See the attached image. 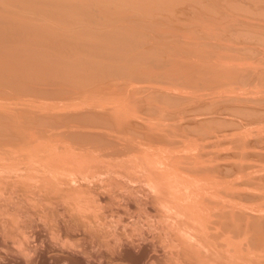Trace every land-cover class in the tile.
I'll list each match as a JSON object with an SVG mask.
<instances>
[{
  "label": "rangeland",
  "instance_id": "374dc122",
  "mask_svg": "<svg viewBox=\"0 0 264 264\" xmlns=\"http://www.w3.org/2000/svg\"><path fill=\"white\" fill-rule=\"evenodd\" d=\"M68 1L69 0H66L67 3L71 2V0L70 2ZM103 1L104 0L101 1L72 0L71 3L76 5V7L73 5V8L74 9L76 8L74 11H72L73 10L71 8L72 6L70 7L68 4H63L61 7H54L53 9L50 5H54L53 2L55 4H60L57 3V0L44 5L43 9L41 10H37V7L32 8L31 7L32 5L30 6L20 3H15V5L12 6H6V9H5V5H2V7L4 8L2 11H5V13L1 12L3 14L0 15H2L1 18L3 19L7 18V16L9 15L26 17L29 18L31 23H39L38 25L42 23L46 26V31L43 32H46V34H50V35L46 37L45 43L39 45L36 44L33 47L40 49V51H43V53H49L51 56L52 55L53 57L55 56L56 64L50 61L52 63V66L50 68H55L58 65L60 66L59 67L60 69L63 67L62 70L64 71L60 73L50 74L45 81H41V79L38 76L36 77L37 79L30 75L26 76L27 75L26 72H21L18 74L13 73L12 76H9L11 78L9 81L10 84L8 83L9 78L7 79V77H3V76L2 78H0V118H1L0 124L5 122V120L9 118L11 122L9 119L8 122L12 124L14 123L15 126L18 124L16 128L21 127L24 128V131L26 130V132L35 133V134H31L32 136L30 135L29 137H26L23 143L21 142L23 141V138L20 141L18 140L19 143L20 142L22 143L21 145L19 144V146L18 144H16L17 146H15L14 144V147L11 146L13 148H11L10 146L9 147L6 146L7 148L10 149H7L4 146L6 148L5 150L2 148L3 145L0 147V169L2 170L0 171V185H1L0 189H2V191H0V211H1L0 233L3 232L0 234V264H16V263L18 264L19 259H21L23 263L25 262L24 264H32V263L34 264V261L35 264H38L40 262V259L41 260L43 259L42 261H46L45 264H54L55 261L56 264L59 259L61 260L66 259L65 261H68L69 259L73 258L74 254H78V256L75 255L76 260L77 257L79 258V260L77 261L82 260L80 261L81 262L80 264H122V263L123 264H167V263L177 264L179 262H180L179 264L181 263L182 264H190V263L191 264H212V263L264 264L263 256L261 257V255H259L258 253L253 252L254 250L251 249V247L249 246L250 242L252 243L253 240H254L253 242L255 243H256V239H257V243L258 240L260 239H261L260 241H262L263 240L262 233H264L263 231L264 230L263 229L264 228V0H193V1L175 0V2L172 0H159V1L158 0H140V1L120 0L122 3L119 0L115 2L114 0L112 1L106 0L104 2ZM179 1L181 2L180 5L178 3ZM87 3L90 4L87 5ZM82 4H84L83 6L84 8H86V10L87 7H89L88 10L92 8L89 12L87 11L88 18L84 17V15H86L85 13L86 10L83 7H80L82 6ZM99 4L102 5V8L100 9H98L99 8L98 6H100ZM104 4L106 5L105 7ZM133 5L136 6V9L135 6ZM78 6L80 9H82L83 13H81V10L80 12L77 10ZM83 9L85 10V12ZM137 9H139L140 11L137 12ZM94 12H96V14ZM76 13L78 14L76 15ZM121 13L126 15L123 16V14ZM81 14L84 18H82ZM117 14L119 15L117 16ZM98 16L99 19L97 20L99 22H102L100 24H102L103 26L100 24L96 25L97 24L96 22L98 21L95 22L92 20V18L96 19L98 18ZM119 16L120 17L123 16L124 18L123 17L120 18ZM76 19L78 22L76 21ZM4 21L5 19L0 21V27L4 24ZM77 23L81 26V28ZM81 24L84 25L85 26L84 28L86 29L82 28L83 26ZM7 25H3V27H6ZM77 25L79 28H76ZM105 26L108 29H106ZM92 27L98 30L103 29V31H101L100 34L99 31H94ZM103 27H105L106 31L104 30ZM109 27L112 28V29L110 28L112 31L109 29ZM3 29L0 30V33L3 31ZM6 29L5 31H8ZM79 30L83 32L80 31L79 33ZM109 30L111 32H109ZM33 31L35 32L36 28H34ZM132 31H134L135 33L133 32L132 34ZM102 32L104 33L102 34ZM13 33L15 32L13 31ZM17 33L19 36H27V37L31 36L28 32L18 31ZM4 39L7 38H0V42L2 43ZM95 43H97V45H95ZM93 49H95V51L97 52H95ZM92 53H97V55L96 54L94 55L95 57L92 55L94 59L90 58L92 56L89 57L87 56L88 54H92ZM61 59L63 60L62 62L60 61ZM81 60H83L82 61L83 63L85 61V64L87 61V64L84 66V64L81 63ZM26 68L27 71H30L33 67L27 66ZM13 77L17 78V80L14 79ZM15 80L19 83L15 82ZM20 84H22V86ZM14 85L16 88L14 87ZM102 118L103 120L107 119L106 121L102 120L103 123L104 122L107 123L108 121L110 122L114 121V122L112 123L108 122L110 123V125L106 124L108 127L105 126L106 127L105 128L104 127L105 123L103 124L102 121L99 120ZM12 119H14V121L16 122L12 121ZM94 119L96 121L98 120L99 124H97L98 122L91 121ZM119 120H122L123 126L121 127H124V128H120L122 131H120V129L119 130L117 129L118 131H116L115 129V124L117 125L121 124V123L118 124ZM24 122L27 124H25ZM44 122H46V124ZM47 122H50L51 124L48 125ZM133 122H135L134 124L136 123L139 124L134 125ZM22 124L24 125V127L20 126ZM111 124H113L114 126ZM25 125H27L26 126L27 129H25L26 128ZM32 125L33 127H31ZM102 125L103 127H100ZM145 126L149 128L145 129L144 128ZM32 128L34 129L36 128V129L34 130ZM98 128H101L99 129L100 132L99 130H97ZM102 128L103 129L105 128L106 130L104 129V131H106L107 133H108L107 130H110V133L106 134L105 136L106 132H104ZM113 128L115 130H113ZM0 130L4 131L2 129ZM145 130L146 131L148 130L147 131L148 134L147 132H145ZM94 131H96L97 133ZM149 131L151 133V136H149L150 135ZM98 132L100 133V136L102 135V137L104 136L109 137V135L111 134V136L108 139L107 138L104 139L107 140L106 142H108L109 140V142L110 143L112 142L113 144L111 143L112 144L111 145L109 144V142L108 144L106 143L104 144L102 143L103 139L100 142V140L97 139V137L96 139L99 141H96L95 136L96 135L99 136ZM145 134L148 135L150 140L152 139V136L156 140L158 137L157 141L161 142L162 144L155 142V140L153 141V139L149 142L148 141L149 139L145 138L147 137ZM86 136H94V137H88V140L90 139V141L92 140V142H94L93 139H95V144H92V142L89 143L87 139H83ZM112 137L116 143H114L113 139H111L112 141L110 140V138ZM143 137L145 139H143ZM159 137H161V139ZM144 141L146 142L144 143ZM96 142L97 143L100 142L102 144L100 143L96 144ZM25 148L28 149L26 150ZM40 148L42 149L40 150ZM74 149H76L77 151ZM163 149H165L166 151L167 150L170 151L166 152L165 150L163 151ZM43 150L44 152H42ZM48 150H50V152ZM161 151H163L164 153ZM138 153H140V155ZM29 154L30 156H28ZM49 154H52V156ZM14 156L16 158H14ZM125 156L127 159L124 158ZM144 156H146V160ZM151 156L153 157V159L151 158ZM8 157L14 159H8ZM20 157H21V161H20ZM49 157H51L52 159ZM140 157H141V161H138L140 160L139 159ZM39 158L42 159L43 161L42 160L40 161ZM64 158L67 160H65ZM82 158L83 159L85 158L84 161ZM159 158L161 159L159 160ZM73 159L76 160L77 162L76 161L73 162ZM22 160L24 161L25 164L23 163ZM99 160L101 161V163ZM132 160H134V163ZM31 161H33L32 165H30L31 163H29ZM143 161L144 162L146 161L148 165L144 163L143 166L142 164ZM79 162L81 163V165H79L80 164ZM8 163L10 164L12 163V164L10 165ZM135 163L137 165L139 164L138 167ZM152 163L154 165H152ZM158 163L160 164L158 165ZM162 163L164 165H162ZM73 164L75 168L73 167ZM59 165L60 167H57ZM151 165L153 166V168ZM40 167L41 169H43V171L40 169ZM13 168L15 171H13ZM5 169H7L8 171ZM87 169L90 170V172H88ZM97 169H99V171ZM136 169L139 172L135 173ZM54 170H56V172ZM114 170H116L117 174L114 172ZM117 170L120 172H118ZM131 170L132 171L134 170L133 175ZM155 170H157V172ZM149 171H151V174ZM167 172L169 173L167 174ZM58 173L60 174L58 175ZM71 174H73L72 177ZM62 175L65 177V179ZM90 175L91 178L88 179ZM148 175H150L151 177H149ZM171 175L173 176L171 177ZM178 175L181 178L178 177ZM60 177L63 178L64 181L60 180ZM122 177L123 178L126 177V178L123 179ZM145 177L148 178V181L145 179ZM165 177L167 180L164 179ZM39 178L40 179L43 178L44 180L43 179L40 180ZM57 178H59V180ZM76 178L79 179L77 180ZM1 179L3 181H1ZM10 179L12 180V182L10 181ZM169 179H171L172 181ZM179 180L181 181L179 182ZM34 181L35 183L33 184ZM42 181L43 183H41ZM144 181H145V185H144ZM7 182H9V185ZM193 182L195 183L194 186H193ZM201 182L204 183L201 184ZM205 182L206 183L209 182L208 185ZM80 183L83 185H80ZM150 183L152 185H150ZM179 183L182 185H180ZM16 184L20 185L21 190L23 188L25 190L28 189V191H30V195L28 194L29 192L28 191L25 192L24 189L23 191L21 190L19 191L18 189L20 188L18 185L16 186ZM61 184L64 186L65 189ZM140 184H141V188H140ZM26 185H28L29 188ZM95 185H98L97 188ZM103 185L105 186L103 187ZM108 186L110 187V189ZM157 186H160L158 187L159 189L157 188ZM179 186L182 189V192L184 191V194L181 192ZM201 186L202 188L200 189ZM54 187L55 189H57V191L54 189ZM99 187H101L102 189H100ZM67 188L69 189L71 188V189L69 190ZM76 188L77 189L79 188V191L75 190ZM123 188L124 189L128 188L129 190L128 189H125L126 191L122 190ZM153 188L157 190V193L156 190H154ZM163 188L165 191L163 190ZM46 189L49 191L50 194ZM53 189L55 191H53ZM62 189L64 190L62 191ZM14 190L16 191L18 190L17 193ZM59 190L62 192L63 194L62 196ZM31 191L34 192L32 193ZM202 191L205 193H203ZM37 192L40 193L37 194ZM54 192H56L55 193L56 197L53 196ZM102 192L104 193V195L102 194ZM131 192H133L134 194ZM165 192H167V194ZM6 193H8L9 195ZM149 193L150 194L153 193V194L150 196ZM158 193H160V197L156 195ZM18 194H20V196ZM98 194L99 195L102 194V195L99 196ZM138 194L139 197H137ZM122 195L124 196L122 197ZM145 195L147 197H145ZM179 195H181L182 198ZM15 197L17 198L15 199ZM108 197L110 198L108 199ZM151 197L152 198L154 197L152 201H151L152 199ZM36 198L38 201L35 202ZM53 198L55 199L57 198L56 202ZM71 198L72 201H70ZM11 199L12 201L10 202ZM25 199H27L25 202L22 201ZM66 199L67 201H65ZM85 199L86 201H83ZM186 200H188L187 201L188 203L186 202ZM102 201L103 203H100ZM84 202L85 205H83ZM189 202L190 203L193 202L191 203L192 205L189 204ZM226 202L228 203L226 204ZM18 203H20L21 206ZM58 203H60V205ZM176 204H178L179 206H177ZM63 205L64 207H62ZM99 205L101 207H99ZM158 205L160 206L157 207ZM4 207L5 208L7 207L6 209L8 210H6ZM40 207L42 210L40 209ZM48 207L50 208L48 209ZM83 208L85 209L87 208L86 211ZM102 208H104V210ZM200 208L202 211L200 210ZM47 210L48 211L50 210L49 213ZM59 210L62 211L60 212ZM168 211L173 213L171 214ZM94 212L97 215L94 214ZM3 213L4 214L7 213L6 215H8L9 217L3 215ZM34 213L37 214L35 215ZM38 213L42 215H39ZM44 214L45 216H43ZM53 214H55V217ZM67 214L72 219H69L70 217H68ZM72 214L75 215V218L74 215ZM89 214L92 215L90 216ZM190 214H193V216L197 215L198 217L195 216L194 217V219L196 218L195 220L193 218L190 219V216L193 217ZM225 214L226 215L235 214L234 217L236 219L238 218L239 221L241 220L240 222L241 226L238 223V228L242 227L241 228L242 230L245 231L247 230L246 237L244 238L242 237L243 239L240 240V239L229 238V236L226 235V232L224 234L223 231H225L226 229H224L225 227H223L224 224L221 223L223 221L221 215H225ZM27 217L32 219L29 220V218ZM44 217L47 218L43 219ZM197 219L199 222L197 221ZM6 220H10V221L6 222ZM60 220H64V221H62L61 223ZM180 220L182 221L180 222ZM3 221L5 222V224ZM196 221L198 222L197 224H195ZM49 222L50 224H47ZM219 222L220 224H218ZM243 222L246 223V226H244L245 223ZM97 223H99L100 226ZM247 223L249 226H247ZM59 224H63V225H59ZM259 224L262 225L259 226ZM68 225L69 227H67ZM229 225L231 224H228V226ZM252 225L255 226V228L253 226V229L256 230L255 231L256 235L254 234V230L250 229L251 228L250 226ZM94 226H96V228ZM46 227H48L50 230L48 228L46 229ZM60 227L62 229L64 228L63 229L64 231ZM229 227L231 229V226ZM77 228L78 229L80 228L79 229L80 231H78ZM60 229L62 231L61 233L63 232L66 233L65 235L63 233L66 242L63 239V236H60L61 235L59 233ZM112 229L113 231H115L114 233ZM200 230H202L203 233ZM191 231L194 233L195 237L191 235L192 234ZM23 232L26 233L23 234ZM48 232L51 233L53 232L52 234H56L57 232V234L58 233L60 234V235L58 234L59 239L57 238V240L56 239L55 241L53 240L52 243L53 246L51 247H50L51 240L48 239L46 236L47 234H45ZM185 232L189 233L191 237L187 236V238L185 239L186 235H188ZM182 233H184L185 235H183ZM68 234L72 236L71 239L69 238V240L68 237L70 236H68ZM20 235H22L24 238L22 236L20 238ZM259 235L262 238H260ZM8 236H10L11 238H9ZM182 236H184V239ZM202 238L205 239L203 240ZM250 238L251 239L254 238V239L251 241ZM10 239L12 240L10 241ZM233 239L236 241H234ZM62 240L65 243H63ZM90 240L91 242H89ZM209 240H211L212 242ZM111 241L112 243H110ZM22 242L24 245L22 244ZM67 242L69 246L66 247ZM72 242H74V244H72ZM104 242L106 243L104 244ZM232 242L234 245L232 244ZM90 243L93 245H91ZM189 243L191 244L192 248L190 247ZM205 243L206 246H204ZM183 244L185 245L183 246ZM216 245H218L219 247ZM18 246L21 247L20 250ZM62 246L64 247V249H62ZM15 248H17L18 250H16ZM8 249L10 250L13 249L12 252L14 254H12L11 251ZM59 249L61 252L59 251ZM193 249L195 252L193 251ZM14 250L16 251L14 252ZM70 250H72V252ZM5 251H7L8 253H6ZM237 251H239V253ZM246 252L248 255L246 254ZM198 253H200V255H196ZM6 254L7 256H4ZM19 254L22 255V258L21 255ZM202 254H204L205 256L204 255L202 256ZM137 255L140 256V258L136 257ZM208 255L211 256L208 257ZM70 256L71 258H69ZM79 256L82 258L80 259ZM132 256L133 258H131ZM164 256L166 259L167 258L168 259L166 260ZM206 256L207 258H205ZM29 257L30 258L32 257V259L34 258L35 260L34 259L32 260ZM124 257L125 258L127 257V259H125ZM169 257L172 258L170 259ZM134 258L135 259L138 258L137 259L138 261L137 260L135 261ZM195 258L199 260L197 261L195 260ZM247 258L248 261H250V263L247 261ZM211 259L212 260L214 259L213 262ZM31 260L33 261L32 263ZM255 260L256 262H254ZM184 261L185 262L187 261V263H184ZM188 261L190 262L188 263ZM223 261H225L226 263L225 262L223 263Z\"/></svg>",
  "mask_w": 264,
  "mask_h": 264
},
{
  "label": "bare ground",
  "instance_id": "6f19581e",
  "mask_svg": "<svg viewBox=\"0 0 264 264\" xmlns=\"http://www.w3.org/2000/svg\"><path fill=\"white\" fill-rule=\"evenodd\" d=\"M53 1H56V0H0V6H1L0 14L5 13V11H2V10L4 9V8L2 7V5H5V9H6V6H12V5H15V3H20V4L30 5V6L32 5V6H31L32 8H33V7H37V10H41V9H43V6H44V5H46V4H48V3H51V2H53ZM74 1H75V0H74ZM76 1H78V0H76ZM85 1H86V0H85ZM88 1H89V0H88ZM92 1H93V0H92ZM94 1H95V0H94ZM98 1H99V0H98ZM100 1H101V0H100ZM104 1H106V0H104ZM104 1H103V2H104ZM111 1H112V0H111ZM115 1H117V0H114V2H115ZM119 1H120V0H119ZM121 1H124V0H121ZM121 1H120V2H121ZM126 1H128V0H126ZM129 1H130V0H129ZM131 1H133V0H131ZM139 1H140V0H139ZM158 1H159V0H158ZM172 1L175 2V0H172ZM172 1H171V2H172ZM192 1H193V0H192ZM68 2H70V0H69ZM71 2H72V0H71ZM71 2H70V3H67L66 0H57V3H60V4H55V3L53 2L54 5H50V6L54 9V7H61L63 4H68L70 7L72 6V7H71V8L73 9L72 11H74L76 8L74 9V8H73V5H74L75 7H76V5H75V4H72ZM135 2H137V1H135ZM154 2H155V1H154ZM74 3H76V2H74ZM96 3H97V2H96ZM121 3H122V2H121ZM121 3H120V4H121ZM123 3H124V2H123ZM125 3H126V2H125ZM127 3H128V2H127ZM129 3H130V2H129ZM178 3H179V5H180L181 2L179 1ZM70 4H72V5H70ZM76 4H78V3H76ZM89 4H90V3H89ZM89 4L87 3V5H89ZM132 4H133V3H132ZM141 4H142V3H141ZM158 4H159V3H158ZM83 5H84V4H82V6H80V7H83V8H84ZM87 5H86V6H87ZM91 5H92V4H91ZM99 5H100L101 7L98 6L99 8H98V7H97V8H98V9L102 8V5H101V4H99ZM124 5H125V4H124ZM139 5H140V4H139ZM156 5H157V4H156ZM69 6H68V7H69ZM86 6H85V7H86ZM105 6H106V5L104 4V7H105ZM127 6H128V5H127ZM133 6H135V5H133ZM94 7H95V6H94ZM111 7H112V6H111ZM125 7H126V6H125ZM138 7H139V6H138ZM157 7H158V6H157ZM23 8H24V7H23ZM88 8H89V7H87V10H86V8H84V9L86 10V12H85V10L83 9L84 12L86 13V15H84V17H87V11L89 12V11L92 9V8H91L90 10H88ZM97 8H96V9H97ZM107 8H108V7H107ZM131 8H132V6H131ZM164 8H165V7H164ZM103 9H104V8H103ZM113 9H114V8H113ZM135 9H136V6H135ZM162 9H163V8H162ZM165 9H166V8H165ZM77 10H78L79 12H80V10H81V13H83L82 9H80L79 6H78V9H77ZM77 10H76V11H77ZM94 10H95V9H94ZM55 11H56V10H55ZM76 11H75V12H76ZM99 11H100V10H99ZM120 11H121V10H120ZM122 11H123V9H122ZM138 11H140V10L137 9V12H138ZM159 11H160V10H159ZM1 12H3V13H1ZM75 12H74V13H75ZM92 12H93V11H92ZM114 12H115V11H114ZM124 12H125V10H124ZM141 12H142V11H141ZM162 12H163V11H162ZM37 13H38V12H37ZM45 13H46V12H45ZM60 13H62V12H60ZM85 13H84V14H85ZM94 13L96 14V12H94ZM102 13H103V10H102ZM166 13H167V11H166ZM169 13H170V12H169ZM39 14H40V13H39ZM39 14H38V15H39ZM77 14H78V13H76V15H77ZM97 14H98V13H97ZM121 14H123V13H121ZM121 14H120V15H121ZM131 14H132V13H131ZM40 15H41V14H40ZM61 15H62V14H61ZM99 15H100V14H99ZM118 15H119V14H117V16H118ZM125 15H126V14H125ZM125 15L123 14V16H125ZM137 15H138V14H137ZM137 15H136V16H137ZM63 16H64V15H63ZM81 16H82V14H81ZM95 16H97V15H95ZM115 16H116V15H115ZM117 16H116V17H117ZM123 16H121V17L119 16V17L122 18ZM127 16H128V15H127ZM1 17H2V15H0V19H1V20H4V19H5L3 25H7V24H8V25H7L6 27H3V25H2V26L0 27V30H2L3 28H5V29L7 28L6 30H8V31H5V29H3V31L0 33V38H7V39H4L2 43L0 42V74H1V75H0V78H2V76H3V77H7V79L9 78V79H8V83H9V81H10V79H11L9 76H12L13 73L18 74V73H21V72H26V73H27L26 76L30 75V76L35 77V78L38 76V77L41 79V81H45V80L48 78V76H49L50 74H52V73H60V72L64 71V70H62L63 67L60 69V68H59L60 66H58V65H57L55 68H50V67L52 66V63H55V56L53 57V55L51 56L49 53H43V51H40V49H37V48L33 47V46L36 45V44L39 45V44H43V43H45V41H46V37L50 35V34H46V32H43V31H46V26H45L44 24L41 23L40 25H38L39 23H31L30 20H29V18H26V17H18V16H12V15H9V16H7V18H4V19L1 18ZM84 17L82 16V18H84ZM90 17H91V16H90ZM101 17H102V16H101ZM129 17H130V16H129ZM133 17H134V16H133ZM80 18H81V17H80ZM87 18H88V17H87ZM93 18H94V15H93ZM93 18H92V20L96 22V21H98L97 19H99V16H98V18H96V19H93ZM102 18H103V17H102ZM123 18H124V17H123ZM130 18H131V17H130ZM144 18H145V16H144ZM59 19H60V18H59ZM77 19H78V18H77ZM77 19H76V21H77ZM103 19H104V18H103ZM103 19H102V20H103ZM125 19H126V18H125ZM1 20H0V21H1ZM80 20H81V19H80ZM84 20H85V19H84ZM102 20H100V21H102ZM105 20H106V19H105ZM109 20H110V19H109ZM120 20H121V19H120ZM122 20H123V19H122ZM86 21H87V19H86ZM106 21H107V20H106ZM129 21H130V20H129ZM77 22H78V21H77ZM79 22H81V21H79ZM98 22H99V21H98ZM98 22H96L97 24H96V23H95V24H96V25H99L100 23H102V22H99V23H98ZM107 22H108V21H107ZM122 22H123V21H122ZM127 22H128V21H127ZM132 22H133V21H132ZM134 22H135V21H134ZM6 23H7V24H6ZM86 23H87V22H86ZM109 23H110V22H109ZM144 23H145V22H144ZM1 24H2V23H1ZM77 24H78V23H77ZM107 24H108V23H107ZM78 25H79V24H78ZM78 25H77V27H76V26H75V27H76V28H79V27L81 28V26L79 25V27H78ZM81 25H82V24H81ZM100 25H102V24H100ZM134 25H135V24H134ZM82 26H83L82 28L85 27L84 25H82ZM86 26H87V25H86ZM88 26H89V25H88ZM102 26H103V25H102ZM109 26H110V25H109ZM127 26H128V25H127ZM2 27H3V28H2ZM93 27H94V26H93ZM93 27H92V28H93ZM99 27H100V26H99ZM99 27H97V28H99ZM105 27H106V26H105ZM105 27H103L104 30H105ZM124 27H126V26H124ZM34 28H36V31H35V32L33 31ZM87 28H88V27H87ZM89 28H90V27H89ZM101 28H102V27H101ZM110 28H111V27H109V29H110ZM10 29H11V30H10ZM13 29H15L17 32H18V31L28 32L31 36H29V37H27V36H19L18 33H17L15 30H13ZM17 29H18V30H17ZM70 29H72V28H70ZM73 29H74V28H73ZM84 29H86V28H84ZM93 29H94V28H93ZM106 29H108V28L106 27ZM111 29H112V28H111ZM111 29H110V30H111ZM128 29H130V28H128ZM12 30H13L15 33H13ZM110 30H109V32L112 31V30H111V31H110ZM80 31H81V30H79V33H80ZM94 31H99V33L101 34V31H103V29H101V30H100V29H99V30H98V29H94ZM105 31H106V30H105ZM81 32H83V31H81ZM109 32H108V33H109ZM133 32H134V31H132V34H133ZM2 33H3V34H2ZM99 33H98V34H99ZM103 33H104V32H102V34H103ZM113 33H114V32H113ZM130 33H131V32H130ZM134 33H135V32H134ZM136 33H137V32H136ZM98 34H97V35H98ZM100 34H99V35H100ZM86 35H87V34H86ZM105 35H106V33H105ZM105 35H104V36H105ZM115 35H116V34H115ZM100 36H101V35H100ZM100 36H99V37H100ZM108 36H109V35H108ZM102 37H103V36H102ZM23 39H24V40H23ZM106 39H107V38H106ZM106 39H105V41H106ZM75 40H76V38H75ZM107 40H108V39H107ZM142 40H143V39H142ZM60 42H61V41H60ZM107 42H108V41H107ZM118 42H119V41H118ZM119 43H120V42H119ZM95 45H97V43H95ZM29 46H32V47H29ZM95 49H97V48H95ZM95 49H93V50L95 51ZM73 50H74V49H73ZM35 51H36V52H35ZM84 51H85V50H84ZM94 51H93V52H94ZM76 52H77V51H76ZM95 52H97V51H95ZM42 53H43V54H42ZM95 54L97 55V53H92V54H88V55L86 54V55L89 57V56H92V55L94 56ZM93 56L90 57V58L94 59ZM80 57H81V56H80ZM94 57H95V56H94ZM78 58H79V56H78ZM78 58H77V59H78ZM81 58H82V57H81ZM81 58H80V59H81ZM92 59H91V61H92ZM73 60H75V59H73ZM50 61H52V63H51ZM60 61L62 62L63 60L61 59ZM82 61H83V60H81V63H83ZM31 63H32V64H31ZM69 63H70V62H69ZM81 63H80V64H81ZM55 64H56V63H55ZM70 64H71V63H70ZM72 64H74V63H72ZM83 64H84V66H85V65L87 64V61H86V64H85V61H84ZM88 64H89V63H88ZM27 66H32L33 68H32L30 71H27V70H26V69H27V68H26ZM69 66H70V65H69ZM229 69H230V68H229ZM69 71H70V70H69ZM223 73H224V72H223ZM236 73H237V72H236ZM72 75H73V74H72ZM230 75H231V74H230ZM14 76H15V75H14ZM261 76H262V75H261ZM233 77H234V76H233ZM13 78H14V77H13ZM35 78H34V79H35ZM14 79L17 80V78H14ZM28 79H29V78H28ZM36 79H37V78H36ZM16 80H15V82H17ZM30 80H31V79H30ZM11 81H12V80H11ZM36 81H37V80H36ZM17 83H19V82H17ZM32 83H33V80H32ZM9 84H10V83H9ZM216 84H217V83H216ZM11 85H12V84H11ZM20 85L22 86V84H20ZM21 86H20V87H21ZM239 86H240V85H239ZM243 86H244V85H243ZM252 86H253V85H252ZM14 87H15V85H14ZM221 87H222V86H221ZM241 87H242V86H241ZM15 88H16V87H15ZM247 88H248V87H247ZM18 89H19V88H18ZM22 89H23V88H22ZM19 90H20V89H19ZM37 90H38V89H37ZM22 91H23V90H22ZM40 91H41V90H40ZM49 91H50V90H49ZM50 92H51V91H50ZM21 93H22V92H21ZM45 93H46V92H45ZM47 93H48V91H47ZM23 94H24V92H23ZM26 94H27V93H26ZM28 95H29V94H28ZM45 99H47V98H45ZM222 99H223V98H222ZM41 102H42V101H41ZM30 104H31V103H30ZM205 105H206V104H205ZM29 106H30V105H29ZM211 108H212V107H211ZM235 108H236V107H235ZM208 110H209V109H208ZM209 111H210V110H209ZM238 112H239V111H238ZM234 116H235V115H234ZM38 117H39V116H38ZM7 118H8V116H7ZM0 119H1V118H0ZM8 119H9V118H8ZM8 119L5 120L6 125H5V122H3L2 124H0V129L4 130V131H1V130H0V147L3 145L2 148H3L4 150L7 148L6 146H8V147H9V146H10V147L13 146V147H14V144H15V146H17L16 144H18V146H19V144L21 145V144L25 141V138H26V137H29L31 134H35V133H33V132H32V133H31V132H26V130L24 131V128H21V127L16 128V126H17L18 124L15 126V124L13 123V124H14V125H13L12 123H10V122H11L10 119H9L10 122H8V121H9ZM104 119H105V118H104ZM99 120L102 121L103 118H102V119H99ZM106 120H107V119H106ZM106 120H103V121H106ZM210 120H211V119H210ZM12 121H14V119H12ZM91 121L98 122L97 124H99V121H98V120L96 121V120L94 119V120H91ZM103 121H102V123H103ZM211 121H212V120H211ZM14 122H16V121H14ZM17 122H18V120H17ZM20 122H21V121H20ZM108 122H110V121H108ZM108 122H107V123L104 122L105 124L103 123V124H104V127H105V126L108 127L107 125H110V123H112V122H114V121H112V122H110V123H108ZM115 122H116V121H115ZM24 123H25V122H24ZM44 123L46 124V122H44ZM100 123H101V122H100ZM102 123H101V124H102ZM120 123H121V124H120ZM124 123H125V122H124ZM134 123H135V122H133V124H134ZM3 124H4V125H3ZM25 124H27V123H25ZM47 124L50 125L51 123H50V122H47ZM95 124H96V123H95ZM97 124H96V125H97ZM106 124H107V125H106ZM118 124H120V125L115 124V129H116V131H118L120 128H124V127H121V126H123V124H122V120H119ZM129 124H130V123H129ZM136 124H139V123H136ZM136 124H134V125H136ZM88 125H90V124H88ZM91 125H94V124H91ZM111 125H113V124H111ZM124 125H125V124H124ZM20 126L24 127L23 124L20 125ZM26 126H27V125H25V127H26ZM28 126H29V125H28ZM97 126H98V125H97ZM113 126H114V125H113ZM119 126H120V127H119ZM139 126H141V125H139ZM142 126H143V125H142ZM230 126H231V125H230ZM250 126H251V125H250ZM31 127H33V125H32ZM90 127H91V126H90ZM100 127H103V125L100 126ZM106 127H105V128H106ZM111 127H112V126H111ZM111 127H110V128H111ZM237 127H238V126H237ZM88 128H89V127H88ZM96 128H97V127H96ZM105 128H104V129H105ZM144 128L146 129L147 127L145 126ZM148 128H149V127H148ZM148 128H147V129H148ZM25 129H27V127H26ZM32 129H34V128H32ZM32 129H31V130H32ZM35 129H36V128H35ZM35 129H34V130H35ZM75 129H76V127H75ZM99 129H101V128H98L97 130H99ZM102 129H103V128H102ZM104 129H103V131H104ZM107 129H108V128H107ZM115 129L113 128V130H115ZM117 129H118V130H117ZM80 130H81V129H80ZM89 130H90V129H89ZM91 130H92V129H91ZM95 130H96V129H95ZM105 130H106V129H105ZM28 131H29V129H28ZM32 131H33V130H32ZM86 131H87V130H86ZM107 131H108V133H107L106 131H104V132H106V133H105V136H106V134H109V133H110V130H107ZM120 131H122V130L120 129ZM123 131H124V129H123ZM147 131H148V130H147ZM147 131L145 130V132H147ZM35 132H36V131H35ZM39 132H40V131H39ZM52 132H53V131H52ZM88 132H89V131H88ZM94 132H96V131H94ZM99 132H100V130H99ZM99 132H98L99 136L96 135V136H95V139H96V137H97V139H99L100 142H101V140L103 139V140H102V143H104V144H105V143L108 144L109 140H108V142H106L107 140L104 139V138H107V139H108V138L111 136V134L109 135V137H105L104 134H103L104 137H102V135L100 136V133H99ZM111 132H112V131H111ZM153 132H154V131H153ZM153 132H152V133H153ZM92 133H93V132H92ZM96 133H97V132H96ZM119 133H121V132H119ZM149 133H150V131H149ZM88 134H89V133H88ZM101 134H102V133H101ZM147 134H148V132H147ZM157 134H158V133H157ZM222 134H223V133H222ZM46 135H47V134H46ZM92 135H93V134H92ZM145 135H146V134H145ZM159 135H160V134H159ZM161 135H162V134H161ZM31 136H32V135H31ZM107 136H108V135H107ZM112 136H113V135H112ZM118 136H120V135H118ZM122 136H123V135H122ZM138 136H139V135H138ZM146 136L148 137V135H146ZM149 136H151V133H150ZM162 136H163V135H162ZM46 137H47V136H46ZM60 137H61V136H60ZM88 137H94V136H86V137L83 138V139H87V140H88ZM99 137H100V138H99ZM101 137H102V138H101ZM147 137H145V138H146V139H149V137H148V138H147ZM164 137H165V136H164ZM22 138H23V141H21L22 143H21V142L19 143V141H20ZM69 138H70V137H69ZM114 138H115V137H114ZM145 138L143 137V139H145ZM159 138L161 139V137H159ZM33 139H34V138H33ZM50 139H51V138H50ZM58 139H59V138H58ZM83 139H82V140H83ZM95 139H93L94 142H92V140L90 141V139H89L88 141H89V143L92 142V144H95ZM97 139H96V141H99V140H97ZM111 139H113V137L110 138V140H111ZM152 139H153V141L155 140V142H157V143H161V142H158V141H157V140H158V137H157V140H156V139H154L153 136H152ZM152 139H151V140H152ZM162 139H163V137H162ZM207 139H208V138H207ZM18 140H19V141H18ZM44 140H45V139H44ZM74 140H75V139H74ZM113 140H114V139H113ZM130 140H131V139H130ZM151 140L149 139L148 141L150 142ZM17 141H18V142H17ZM28 141H29V140H28ZM84 141H86V140H84ZM88 141H87V143H88ZM111 141H112V140H111ZM116 141H117V140H116ZM131 141H132V140H131ZM131 141H130V142H131ZM135 141H136V140H135ZM138 141H139V140H138ZM153 141H152V142H153ZM162 141H163V140H162ZM188 141H189V140H188ZM49 142H50V141H49ZM53 142H54V141H53ZM59 142H60V141H59ZM63 142H64V141H63ZM63 142H61V143H63ZM100 142H99V143H100ZM133 142H134V141H133ZM141 142H142V141H141ZM145 142H146V141H144V143H145ZM175 142H176V141H175ZM41 143H42V142H41ZM45 143H46V142H45ZM69 143H70V142H69ZM76 143H77V142H76ZM99 143L96 142V144H99ZM102 143H100V144H102ZM111 143H112V142H111ZM111 143L109 142V144H111ZM114 143H116L115 140H114ZM163 143H164V142H163ZM48 144H50V143H48ZM51 144H52V143H51ZM53 144H54V143H53ZM80 144H81V143H80ZM104 144H103V146H104ZM112 144H113V143H112ZM112 144H111V145H112ZM161 144H162V143H161ZM175 144H177V143H175ZM235 144H236V143H235ZM27 145H28V143H27ZM73 145H74V144H73ZM111 145H110V146H111ZM115 145H116V144H115ZM133 145H134V144H133ZM229 145H230V144H229ZM232 145H233V143H232ZM4 146H5L6 148H5ZM32 146H33V145H32ZM35 146H37V145H35ZM90 146H91V145H90ZM98 146H99V145H98ZM106 146H109V145H106ZM113 146H114V145H113ZM172 146H173V145H172ZM13 147H11V148H13ZM20 147H21V146H20ZM84 147H85V146H84ZM126 147H127V146H126ZM141 147H142V146H141ZM147 147H149V146H147ZM21 148H22V147H21ZM37 148H38V147H37ZM79 148H80V147H79ZM116 148H117V147H116ZM120 148H121V146H120ZM7 149H10V148H7ZM25 149H26V148H25ZM27 149H28V148H27ZM27 149H26V150H27ZM41 149H42V148H40V150H41ZM62 149H64V148H62ZM165 149H166V148H165ZM165 149H163V151H164ZM237 149H239V148H237ZM1 150H2V149H1ZM13 150H14V149H13ZM36 150H37V149H36ZM38 150H39V149H38ZM65 150H66V149H65ZM74 150H76V149H74ZM147 150H150V149H147ZM152 150H153V149H152ZM156 150H157V149H156ZM156 150H155V151H156ZM159 150H161V149H159ZM21 151H22V150H21ZM48 151L50 152V150H48ZM51 151H52V150H51ZM56 151H57V150H56ZM61 151H63V150H61ZM61 151H60V152H61ZM76 151H77V150H76ZM78 151H80V150H78ZM128 151H129V150H128ZM153 151H154V150H153ZM153 151H151V152H153ZM163 151H161V152H163ZM165 151H166V150H165ZM167 151H170V150H167ZM167 151H166V152H167ZM233 151H234V150H233ZM42 152H44V150H43ZM58 152H59V150H58ZM83 152H84V151H83ZM143 152H144V151H143ZM184 152H185V151H184ZM2 153H3V152H2ZM6 153H7V151H6ZM66 153H68V152H66ZM69 153H70V152H69ZM84 153H85V152H84ZM88 153H89V152H88ZM122 153H123V152H122ZM134 153H135V152H134ZM145 153H146V152H145ZM148 153H149V152H148ZM156 153H157V152H156ZM163 153H164V152H163ZM163 153H162V154H163ZM177 153H178V152H177ZM238 153H239V152H238ZM3 154H4V153H3ZM16 154H17V153H16ZM26 154H27V153H26ZM30 154H31V153H30ZM30 154H29L28 156H30ZM46 154H47V153H46ZM76 154H77V153H76ZM119 154H120V153H119ZM136 154H137V153H136ZM138 154L140 155V153H138ZM141 154H142V153H141ZM180 154H181V153H180ZM1 155H2V154H1ZM19 155H20V154H19ZM33 155H34V154H33ZM49 155L52 156V154H49ZM56 155H57V154H56ZM60 155H61V154H60ZM63 155H64V153H63ZM78 155H80V154H78ZM83 155H84V154H83ZM85 155H86V154H85ZM88 155H89V154H88ZM94 155H95V154H94ZM132 155H133V154H132ZM142 155H143V154H142ZM146 155H147V154H146ZM152 155H153V154H152ZM234 155H235V154H234ZM3 156H4V155H3ZM10 156H11V155H10ZM26 156H27V155H26ZM31 156H32V155H31ZM35 156H36V155H35ZM57 156H58V155H57ZM61 156H62V155H61ZM75 156H76V155H75ZM96 156H97V155H96ZM160 156H162V155H160ZM165 156H166V155H165ZM165 156H163V157H165ZM6 157H7V154H6ZM6 157H5V158H6ZM79 157H80V156H79ZM85 157H86V156H85ZM127 157H129V156H127ZM132 157H133V156H132ZM138 157H139V156H138ZM144 157H145V160H146V156H144ZM147 157H148V156H147ZM149 157H150V156H149ZM158 157H159V155H158ZM166 157H167V156H166ZM5 158H4V159H5ZM14 158H16V157L14 156ZM14 158H9V157H8V159H14ZM17 158H18V156H17ZM26 158H27V157H26ZM29 158H30V157H29ZM37 158H38V157H37ZM49 158H51V157H49ZM56 158H57V157H56ZM65 158H66V156H65ZM65 158H64V159H65ZM77 158H78V157H77ZM108 158H109V157H108ZM124 158L127 159L126 156H125ZM134 158H136V157H134ZM151 158L153 159L152 156H151ZM167 158H168V157H167ZM178 158H179V156H178ZM247 158H248V157H247ZM4 159H3V160H4ZM8 159H7V160H8ZM24 159H25V158H24ZM30 159H31V158H30ZM39 159H40V158H39ZM43 159H45V158H43ZM51 159H52V158H51ZM51 159H50V160H51ZM68 159H69V158H68ZM74 159H75V157H74ZM74 159H73V162L76 161V160H74ZM82 159H83V158H82ZM84 159H85V158H84ZM84 159H83V161H84ZM122 159H123V158H122ZM139 159H140V160H138V161H141V157H140ZM149 159H150V158H149ZM154 159H155V158H154ZM157 159H158V158H157ZM160 159H161V158H159V160H160ZM240 159H241V158H240ZM5 160H6V159H5ZM17 160H18V159H17ZM27 160H28V159H27ZM41 160H42V159H40V161H41ZM56 160H57V159H56ZM65 160H67V159H65ZM113 160H114V159H113ZM116 160H117V159H116ZM142 160H143V158H142ZM159 160H158V161H159ZM13 161H14V160H13ZM20 161H21V157H20ZM22 161H23V160H22ZM28 161H29V160H28ZM28 161H27V163H28ZM38 161H39V160H38ZM38 161H37V162H38ZM42 161H43V160H42ZM59 161H60V160H59ZM69 161H70V160H69ZM99 161H100V160H99ZM119 161H120V160H119ZM127 161H128V160H127ZM132 161H133V163H134V160H132ZM149 161H150V160H149ZM149 161H148V163H149ZM152 161H153V160H152ZM152 161H151V162H152ZM163 161H164V160H163ZM163 161H162V162H163ZM167 161H168V159H167ZM167 161H166V162H167ZM254 161H255V160H254ZM8 162H9V161H8ZM11 162H12V161H11ZM47 162H48V161H47ZM47 162H45V163H47ZM51 162H52V161H51ZM56 162H57V161H56ZM56 162H55V163H56ZM71 162H72V161H71ZM76 162H77V161H76ZM81 162H82V161H81ZM87 162H88V161H87ZM110 162H111V161H110ZM112 162H113V161H112ZM1 163H2V162H1ZM15 163H17V162H15ZM15 163H14V165H15ZM23 163H24V161H23ZM29 163H31L30 165H32L33 161H31V162H29ZM34 163H35V162H34ZM59 163H60V162H59ZM79 163H80V162H79ZM98 163H99V162H98ZM100 163H101V161H100ZM105 163H107V162H105ZM114 163H115V162H114ZM118 163H119V162H118ZM133 163H132V164H133ZM140 163H141V162H140ZM144 163H146V161H145V162L143 161V163H142L143 166H144ZM164 163H165V162H164ZM3 164H4V163H3ZM3 164H2V165H3ZM6 164H7V163H6ZM8 164H10V163H8ZM11 164H12V163H11ZM11 164H10V165H11ZM24 164H25V163H24ZM42 164H43V163H42ZM42 164H41V165H42ZM77 164H78V163H77ZM83 164H84V163H83ZM88 164H89V163H88ZM94 164H95V163H94ZM115 164H116V163H115ZM129 164H131V163H129ZM135 164H136V163H135ZM159 164H160V163H158V165H159ZM33 165H34V164H33ZM64 165H65V164H64ZM79 165H81V163H80ZM136 165H137V164H136ZM138 165H139V164H138ZM138 165H137V167H138ZM146 165H148V164L146 163ZM149 165H150V164H149ZM152 165H154V164L152 163ZM152 165H151V166H152ZM162 165H164V164L162 163ZM165 165H166V164H165ZM168 165H169V164H168ZM171 165H172V164H171ZM181 165H182V164H181ZM235 165H236V164H235ZM7 166H8V165H7ZM35 166H36V165H35ZM45 166H46V165H45ZM47 166H49V165H47ZM55 166H56V165H55ZM75 166H77V165H75ZM113 166H114V165H113ZM118 166H119V165H118ZM118 166H117V167H118ZM121 166H122V165H121ZM126 166H128V165H126ZM1 167H2V166H1ZM12 167H13V166H12ZM27 167H28V166H27ZM38 167H39V165H38ZM38 167H37V168H38ZM57 167H60V165L57 166ZM57 167H55V168H57ZM62 167H63V166H62ZM73 167H74V164H73ZM82 167H83V166H82ZM92 167H93V166H92ZM101 167H102V166H101ZM111 167H112V166H111ZM122 167H123V166H122ZM132 167H133V166H132ZM140 167H141V166H140ZM156 167H157V165H156ZM182 167H183V166H182ZM227 167H228V166H227ZM6 168H7V167H6ZM14 168H15V167H14ZM14 168H13V171H15ZM34 168H35V167H34ZM48 168H49V167H48ZM55 168H54V169H55ZM67 168H69V167H67ZM70 168H71V167H70ZM74 168H75V167H74ZM79 168H81V167H79ZM85 168H86V167H85ZM99 168H100V167H99ZM106 168H107V167H106ZM108 168H109V167H108ZM113 168H114V167H113ZM113 168H112V169H113ZM128 168H129V167H128ZM128 168H127V169H128ZM135 168H136V167H135ZM148 168H150V167H148ZM152 168H153V166H152ZM160 168H161V167H160ZM169 168H171V167H169ZM187 168H188V167H187ZM223 168H224V167H223ZM8 169H9V168H8ZM26 169H27V168H26ZM31 169H32V168H31ZM40 169H41V167H40ZM51 169H53V168H51ZM72 169H73V168H72ZM90 169H91V167H90ZM102 169H103V168H102ZM104 169H105V168H104ZM110 169H111V168H110ZM115 169H116V168H115ZM118 169H119V168H118ZM139 169H140V168H139ZM166 169H167V168H166ZM185 169H186V168H185ZM3 170H4V168H3ZM5 170H7V169H5ZM41 170L43 171V169H41ZM58 170H59V169H58ZM58 170H57V171H58ZM61 170H62V169H61ZM68 170H69V169H68ZM77 170H78V169H77ZM87 170H88V169H87ZM87 170H86V172H87ZM95 170H96V169H95ZM97 170L99 171V169H97ZM108 170H109V169H108ZM123 170H124V169H123ZM140 170H141V169H140ZM148 170H150V169H148ZM148 170H147V171H148ZM159 170H160V169H159ZM0 171H2V170L0 169ZM7 171H8V170H7ZM17 171H18V170H17ZM29 171H30V170H29ZM37 171H38V170H37ZM45 171H46V170H45ZM54 171L56 172V170H54ZM93 171H94V170H93ZM100 171H101V170H100ZM111 171H112V170H111ZM117 171H118V170H117ZM124 171H125V170H124ZM131 171H132V170H131ZM133 171H134V170H133ZM133 171H132V175L134 174ZM152 171H154V170H152ZM155 171L157 172V170H155ZM170 171H171V170H170ZM19 172H20V171H19ZM32 172H33V171H32ZM32 172H29V173H32ZM34 172H35V171H34ZM49 172H50V171H49ZM59 172H60V171H59ZM62 172H63V171H62ZM62 172H61V173H62ZM66 172H67V171H66ZM66 172H65V175H66ZM88 172H90V170H88ZM105 172H106V171H105ZM108 172H109V171H108ZM114 172L116 173V170H114ZM118 172H120V171H118ZM125 172H126V171H125ZM125 172H124V173H125ZM128 172H129V171H128ZM137 172H139V171L136 169V172H135V173H137ZM140 172H141V171H140ZM149 172H150V174H151V171H149ZM156 172H155V174H156ZM182 172H183V171H182ZM211 172H212V171H211ZM3 173H4V172H3ZM3 173H2V174H3ZM14 173H15V172H14ZM17 173H18V172H17ZM23 173H24V172H23ZM63 173H64V172H63ZM70 173H71V172H70ZM83 173H84V172H83ZM92 173H93V172H92ZM92 173H91V174H92ZM153 173H154V172H153ZM168 173H169V172H167V174H168ZM172 173H173V172H172ZM172 173H171V174H172ZM180 173H181V172H180ZM19 174H20V173H19ZM26 174H27V173H26ZM35 174H37V173H35ZM56 174H57V173H56ZM59 174H60V173H58V175H59ZM84 174H85V173H84ZM109 174H110V173H109ZM111 174H112V173H111ZM113 174H114V173H113ZM116 174H117V173H116ZM121 174H122V173H121ZM127 174H128V173H127ZM155 174H154V175H155ZM161 174H162V173H161ZM173 174H174V173H173ZM14 175H15V174H14ZM17 175H18V174H17ZM20 175H21V174H20ZM43 175H46V174H43ZM47 175H48V174H47ZM63 175H64V174H63ZM63 175H62V176H63ZM65 175H64V176H65ZM68 175H69V174H68ZM92 175H93V174H92ZM96 175H97V174H96ZM119 175H120V173H119ZM176 175H177V174H176ZM182 175H183V174H182ZM184 175H185V174H184ZM186 175H187V174H186ZM196 175H197V174H196ZM2 176H3V175H2ZM11 176H12V175H11ZM11 176H10V177H11ZM18 176H19V175H18ZM26 176H27V175H26ZM31 176H32V175H31ZM34 176H35V175H34ZM48 176H49V175H48ZM53 176H54V175H53ZM62 176H61V177H62ZM64 176H63V177H64ZM72 176H73V174H71V177H72ZM94 176H95V175H94ZM94 176H93V177H94ZM112 176H113V175H112ZM112 176H110V177H112ZM130 176H131V175H130ZM130 176H129V177H130ZM135 176H136V175H135ZM148 176L151 177L150 175H148ZM157 176H158V175H157ZM162 176H163V175H162ZM164 176H165V175H164ZM172 176H173V175H171V177H172ZM180 176H181V174H180ZM180 176L178 175V177H180ZM193 176H194V175H193ZM4 177H5V176H4ZM7 177H8V176H7ZM19 177H20V176H19ZM23 177H25V176H23ZM44 177H46V176H44ZM61 177H60V180H63V178H61ZM95 177H96V176H95ZM114 177H115V176H114ZM114 177H113V178H114ZM153 177H154V176H153ZM166 177H168V176H166ZM166 177H165L164 179H166ZM178 177H177V178H178ZM183 177H184V176H183ZM1 178H2V177H1ZM11 178H12V177H11ZM21 178H22V177H21ZM66 178H67V177H66ZM89 178H91V175H90V177H88V179H89ZM106 178H107V176H106ZM122 178H123V177H122ZM124 178H126V177H124ZM124 178H123V179H124ZM132 178H133V176H132ZM140 178H141V177H140ZM180 178H181V177H180ZM184 178H185V177H184ZM191 178H192V177H191ZM191 178H190V179H191ZM220 178H221V177H220ZM3 179H4V178H3ZM15 179H16V178H15ZM26 179H27V178H26ZM30 179H32V178H30ZM39 179H40V178H39ZM41 179H43V178H41ZM41 179H40V180H41ZM57 179L59 180V178H57ZM57 179H56V180H57ZM64 179H65V177H64ZM76 179H77V178H76ZM78 179H79V178H78ZM78 179H77V180H78ZM104 179H105V178H104ZM110 179H111V178H110ZM114 179H115V178H114ZM130 179H131V178H130ZM130 179H129V180H130ZM137 179H138V178H137ZM137 179H136V180H137ZM145 179L148 181V178H147V177H145ZM149 179H150V178H149ZM160 179H161V178H160ZM162 179H163V178H162ZM24 180H25V179H24ZM34 180H35V179H34ZM43 180H44V179H43ZM58 180H57V181H58ZM68 180H69V179H68ZM68 180H67V181H68ZM70 180H71V179H70ZM90 180H92V179H90ZM105 180H106V179H105ZM108 180H109V179H108ZM126 180H127V179H126ZM166 180H167V179H166ZM169 180H171V179H169ZM175 180H176V179H175ZM181 180H182V179H181ZM181 180H179V182H180ZM1 181H3V180L1 179ZM5 181H6V180H5ZM10 181L12 182L11 179H10ZM15 181H16V180H15ZM17 181H19V180H17ZM32 181H33V180H32ZM63 181H64V180H63ZM95 181H96V179H95ZM106 181H107V180H106ZM111 181H112V180H111ZM121 181H122V180H121ZM151 181H152V180H151ZM154 181H155V180H154ZM171 181H172V180H171ZM187 181H188V180H187ZM196 181H197V180H196ZM200 181H201V180H200ZM23 182H25V181H23ZM23 182H22V183H23ZM26 182H27V181H26ZM37 182H38V181H37ZM55 182H56V181H55ZM55 182H54V183H55ZM61 182H62V181H61ZM61 182H60V183H61ZM68 182H69V181H68ZM70 182H71V181H70ZM79 182H80V181H79ZM79 182H78V183H79ZM85 182H86V181H85ZM85 182H84V183H85ZM107 182H108V181H107ZM126 182H127V181H126ZM128 182H129V181H128ZM130 182H132V181H130ZM134 182H135V181H134ZM165 182H167V181H165ZM176 182H177V181H176ZM7 183H8V185H9V182H7ZM20 183H21V182H20ZM28 183H29V181H28ZM30 183H31V182H30ZM34 183H35V181L33 182V184H34ZM41 183H43V181H42ZM41 183H40V184H41ZM57 183H59V182H57ZM62 183H63V182H62ZM71 183H72V182H71ZM71 183H69V184H71ZM75 183H77V182H75ZM89 183H90V182H89ZM94 183H95V182H94ZM97 183H98V182H97ZM108 183H109V182H108ZM108 183H107V184H108ZM110 183H111V182H110ZM124 183H125V182H124ZM152 183H154V182H152ZM183 183H184V182H183ZM185 183H187V182H185ZM198 183H199V182H198ZM202 183H204V182H201V184H202ZM205 183H206V182H205ZM208 183H209V182H208ZM208 183H206V184L208 185ZM213 183H214V182H213ZM1 184H2V183H1ZM95 184H96V183H95ZM99 184H101V183H99ZM107 184H106V185H107ZM125 184H126V183H125ZM165 184H166V183H165ZM165 184H164V185H165ZM175 184H176V183H175ZM175 184H174V185H175ZM177 184H178V183H177ZM179 184H180V183H179ZM194 184H195V183L193 182V186H194ZM196 184H197V182H196ZM201 184H200V185H201ZM6 185H7V184H6ZM11 185H12V184H11ZM17 185L19 186L20 189H18V190L20 191V190H21V187H20L19 184H16V186H17ZM46 185H48V184H46ZM51 185H52V183H51ZM53 185H54V184H53ZM56 185H57V184H56ZM61 185H62V184H61ZM73 185H74V184H73ZM73 185H72V186H73ZM77 185H78V184H77ZM80 185H83V184L80 183ZM87 185H89V184H87ZM93 185H94V184H93ZM93 185H92V186H93ZM122 185H123V184H122ZM138 185H139V184H138ZM144 185H145V181H144ZM147 185H148V184H147ZM150 185H152V184L150 183ZM162 185H163V184H162ZM167 185H168V184H167ZM171 185H172V184H171ZM180 185H182V184H180ZM198 185H199V184H198ZM204 185H205V184H204ZM219 185H220V184H219ZM0 186H1V185H0ZM3 186H4V185H3ZM26 186H28V185H26ZM26 186H24V187H26ZM59 186H60V185H59ZM59 186H58V188H59ZM62 186H63V185H62ZM75 186H76V185H75ZM89 186H91V185H89ZM95 186H96V188H97L98 185H95ZM99 186H100V185H99ZM104 186H105V185H103V187H104ZM113 186H114V184H113ZM116 186H117V185H116ZM165 186H166V185H165ZM176 186H178V185H176ZM185 186H186V185H185ZM185 186H184V187H185ZM188 186H189V185H188ZM202 186H203V185H202ZM202 186L200 187V189L202 188ZM31 187H32V186H31ZM39 187H40V186H39ZM46 187H47V186H46ZM46 187H45V188H46ZM48 187H49V186H48ZM50 187H51V186H50ZM55 187H56V186H55ZM55 187H54V189H55ZM60 187H61V186H60ZM66 187H67V186H66ZM68 187H69V186H68ZM73 187H74V186H73ZM78 187H79V186H78ZM93 187H94V186H93ZM108 187H109V186H108ZM108 187H107V189H108ZM122 187H123V186H122ZM133 187H134V186H133ZM152 187H153V186H152ZM158 187H160V186H157V188H158ZM182 187H183V186H182ZM190 187H191V186H190ZM204 187H205V186H204ZM207 187H208V186H207ZM216 187H217V186H216ZM216 187H215V188H216ZM12 188H13V187H12ZM15 188H16V187H15ZM22 188H23V187H22ZM28 188H29V186H28ZM33 188H34V187H33ZM33 188H32V189H33ZM40 188H41V187H40ZM56 188H57V187H56ZM61 188H62V187H61ZM63 188H64V186H63ZM94 188H95V187H94ZM99 188L102 189L101 187H99ZM140 188H141V184H140ZM140 188H139V189H140ZM144 188H145V187H144ZM146 188H147V187H146ZM154 188H155V185H154ZM154 188H153V189H154ZM165 188H166V187H165ZM174 188H175V187H174ZM174 188H173V189H174ZM179 188H180V186H179ZM8 189H9V188H8ZM13 189H14V188H13ZM16 189H17V188H16ZM23 189H24V188H23ZM23 189H22L21 191H23ZM38 189H39V188H38ZM42 189H43V188H42ZM50 189H51V188H50ZM54 189H53V191H55V190L57 191V189H55V190H54ZM64 189H65V188H64ZM64 189H62V191H63ZM67 189H69V188H67ZM70 189H71V188H70ZM70 189H69V190H70ZM80 189H81V187H80ZM92 189H93V188H92ZM109 189H110V187H109ZM112 189H113V187H112ZM114 189H115V188H114ZM125 189H128V188H125ZM125 189L123 188L122 190H125ZM149 189H150V188H149ZM158 189H159V188H158ZM177 189H178V188H177ZM180 189H181V188H180ZM193 189H194V188H193ZM200 189H198V190H200ZM212 189H214V188H212ZM9 190H10V189H9ZM18 190H17V191H18ZM29 190H30V189H29ZM36 190H37V189H36ZM36 190H35V191H36ZM46 190H47V189H46ZM75 190H78V191H79V188H78V189L76 188ZM115 190H116V189H115ZM117 190H118V189H117ZM128 190H129V189H128ZM132 190H133V189H132ZM140 190H141V189H140ZM146 190H147V189H146ZM154 190H156V189H154ZM163 190H164V188H163ZM198 190H197V191H198ZM206 190H207V189H206ZM0 191H2V189H0ZM5 191H6V190H5ZM14 191L17 193L16 190H14ZM24 191L27 192L28 189H27V190L24 189ZM47 191H48V190H47ZM59 191H60V190H59ZM67 191H68V190H67ZM85 191H86V190H85ZM89 191H90V190H89ZM96 191H97V190H96ZM101 191H102V190H101ZM105 191H106V189H105ZM105 191H104V192H105ZM110 191H111V190H110ZM112 191H113V190H112ZM125 191H126V190H125ZM134 191H135V190H134ZM152 191H153V190H152ZM164 191H165V190H164ZM170 191H171V190H170ZM188 191H189V190H188ZM191 191H192V190H191ZM194 191H196V190H194ZM6 192H7V191H6ZM28 192H29L28 194L30 195V191H28ZM31 192H32V191H31ZM33 192H34V191H33ZM33 192H32V193H33ZM60 192H61V191H60ZM69 192H70V191H69ZM91 192H92V191H91ZM99 192H100V191H99ZM158 192H160V191H158ZM181 192H182V189H181ZM202 192H203V191H202ZM206 192H207V191H206ZM19 193H20V192H19ZM39 193H40V192H39ZM39 193L37 192V194H39ZM48 193H49V191H48ZM52 193H53V192H52ZM55 193H56V192H54V195H53V196H55ZM76 193H77V192H76ZM85 193H86V192H85ZM94 193H95V192H94ZM107 193H110V192H107ZM111 193H112V192H111ZM125 193H126V192H125ZM129 193H130V191H129ZM131 193H133V192H131ZM138 193H139V192H138ZM147 193H148V191H147ZM150 193H151V192H150ZM150 193H149V194H150ZM156 193H157V190H156ZM165 193L167 194V192H165ZM182 193L184 194V191H183ZM182 193H181V194H182ZM203 193H205V192H203ZM216 193H217V192H216ZM1 194H2V193H1ZM6 194H8V193H6ZM49 194H50V193H49ZM66 194H67V193H66ZM70 194H71V193H70ZM95 194H96V193H95ZM102 194L104 195L103 192H102ZM102 194H100V195H102ZM133 194H134V193H133ZM152 194H153V193H152ZM152 194H150V196H151ZM173 194H174V193H173ZM192 194H194V193H192ZM197 194H198V193H197ZM201 194H202V193H201ZM209 194H210V193H209ZM2 195H3V194H2ZM8 195H9V194H8ZM10 195H12V194H10ZM18 195L20 196V194H18ZM21 195H23V194H21ZM56 195H59V194H56ZM62 195H63V194H62V192H61V196H62ZM80 195H81V194H80ZM92 195H93V194H92ZM98 195H99V194H98ZM100 195H99V196H100ZM131 195H132V194H131ZM146 195H147V194H146ZM146 195H145V197H147ZM156 195L160 197V193H158V194H156ZM164 195H165V194H164ZM170 195H171V194H170ZM175 195H176V194H175ZM187 195H189V194H187ZM212 195H213V193H212ZM16 196H17V195H16ZM32 196H34V195H32ZM66 196H68V195H66ZM108 196H109V195H108ZM123 196H124V195H122V197H123ZM134 196H135V195H134ZM148 196H149V195H148ZM150 196H149V197H150ZM153 196H154V195H153ZM161 196H162V195H161ZM165 196H166V195H165ZM179 196H181V195H179ZM184 196H185V195H184ZM195 196H196V193H195ZM199 196H201V195H199ZM208 196H209V195H208ZM3 197H4V196H3ZM21 197H22V196H21ZM30 197H31V196H30ZM40 197H41V194H40ZM50 197H52V196H50ZM50 197H49V198H50ZM55 197H56V196H55ZM72 197H73V196H72ZM79 197H80V196H79ZM79 197H77V198H79ZM81 197H82V196H81ZM83 197H84V196H83ZM88 197H90V196H88ZM96 197H97V196H96ZM106 197H107V196H106ZM106 197H105V198H106ZM110 197H113V196H110ZM110 197H108V199H109ZM137 197H139V194H138ZM154 197H155V196H154ZM154 197H153V198H154ZM159 197H158V198H159ZM167 197H168V196H167ZM186 197H188V196H186ZM190 197H191V196H190ZM212 197H214V196H212ZM1 198H2V197H1ZM5 198H6V197H5ZM11 198H12V197H11ZM16 198H17V197H15V199H16ZM23 198H24V196H23ZM42 198H43V197H42ZM45 198H47V197H45ZM49 198H48V199H49ZM65 198H66V197H65ZM91 198H92V196H91ZM94 198H95V197H94ZM100 198H101V197H100ZM120 198H121V197H120ZM129 198H131V197H129ZM132 198H133V197H132ZM151 198H152V197H151ZM153 198L151 199V201L153 200ZM155 198H156V197H155ZM181 198H182V196H181ZM8 199H9V198H8ZM12 199H13V198H12ZM12 199L10 200V202L12 201ZM53 199H54L55 202H56V199H57V198H56V199L53 198ZM58 199H59V198H58ZM62 199H63V198H62ZM67 199H68V198H67ZM67 199H66L65 201H67ZM89 199H90V198H89ZM148 199H149V198H148ZM183 199H184V198H183ZM189 199H190V198H189ZM193 199H194V198H193ZM219 199H220V198H219ZM4 200H5V199H4ZM26 200H27V199L22 200V201L25 202ZM29 200H30V199H29ZM77 200H78V199H77ZM99 200H100V199H99ZM103 200H104V199H103ZM134 200H135V199H134ZM138 200H139V199H138ZM144 200H145V199H144ZM146 200H147V199H146ZM149 200H150V199H149ZM149 200H148V201H149ZM172 200H173V199H172ZM190 200H191V199H190ZM14 201H15V200H14ZM20 201H21V200H20ZM33 201H34V200H33ZM36 201H38L37 198L35 199V202H36ZM42 201H43V200H42ZM42 201H41V202H42ZM57 201H58V200H57ZM62 201H63V200H62ZM65 201H64V203H65ZM70 201H72V198H71ZM73 201H74V200H73ZM83 201H86V199L83 200ZM87 201H88V200H87ZM110 201H111V200H110ZM110 201H109V202H110ZM116 201H117V200H116ZM136 201H137V199H136ZM140 201H141V200H140ZM168 201H169V199H168ZM187 201H188V200H186V202H187ZM4 202H5V201H4ZM50 202H51V201H50ZM80 202H81V201H80ZM92 202H93V201H92ZM104 202H105V201H104ZM128 202H129V201H128ZM134 202H135V201H134ZM142 202H143V201H142ZM163 202H164V201H163ZM174 202H175V201H174ZM177 202H178V201H177ZM180 202H181V201H180ZM200 202H201V201H200ZM231 202H233V201H231ZM231 202H230V203H231ZM7 203H8V201H7ZM16 203H17V200H16ZM29 203H30V202H29ZM53 203H54V202H53ZM71 203H72V202H71ZM93 203H94V202H93ZM100 203H103V201L100 202ZM100 203H98V204H100ZM107 203H108V202H107ZM135 203H136V202H135ZM135 203H133V204H135ZM137 203H138V202H137ZM148 203H149V202H148ZM150 203H151V202H150ZM160 203H162V202H160ZM172 203H173V202H172ZM175 203H176V202H175ZM184 203H185V201H184ZM184 203H183V204H184ZM187 203H188V202H187ZM191 203H193V202H191ZM191 203L189 202V204H191ZM227 203H228V202H226V204H227ZM230 203H229V204H230ZM13 204H14V203H13ZM18 204H20V203H18ZM38 204H39V203H38ZM44 204H45V202H44ZM47 204H48V203H47ZM58 204L60 205V203H58ZM118 204H119V203H118ZM130 204H131V203H130ZM130 204H129V205H130ZM140 204H141V203H140ZM142 204H143V203H142ZM155 204H156V203H155ZM155 204H153V205H155ZM168 204H169V203H168ZM180 204H182V203H180ZM6 205H7V204H6ZM9 205H10V204H9ZM16 205H17V204H16ZM51 205H52V204H51ZM83 205H85V202H84ZM112 205H113V204H112ZM126 205H127V204H126ZM149 205H150V204H149ZM165 205H166V204H165ZM176 205L179 206L178 204H176ZM191 205H192V204H191ZM191 205H190V206H191ZM237 205H238V204H237ZM1 206H2V205H1ZM4 206H5V205H4ZM14 206H15V205H14ZM20 206H21V204H20ZM26 206H27V205H26ZM40 206H41V205H40ZM46 206H47V205H46ZM54 206H56V205H54ZM79 206H80V205H79ZM94 206H95V205H94ZM97 206H98V205H97ZM119 206H120V205H119ZM159 206H160V205H158L157 207H159ZM195 206H197V205H195ZM202 206H203V205H202ZM259 206H260V205H259ZM11 207H12V206H11ZM15 207H16V206H15ZM17 207H18V206H17ZM24 207H25V206H24ZM29 207H30V205H29ZM59 207H61V206H59ZM62 207H64V205H63ZM72 207H74V206H72ZM99 207H101V206L99 205ZM115 207H116V206H115ZM124 207H125V206H124ZM136 207H137V205H136ZM150 207H151V206H150ZM155 207H156V206H155ZM165 207H166V206H165ZM237 207H238V206H237ZM4 208H5V207H4ZM6 208H7V207H6ZM6 208H5V209H6ZM21 208H22V207H21ZM49 208H50V207H48V209H49ZM69 208H70V206H69ZM75 208H76V207H75ZM87 208H88V206H87ZM87 208H86V209H87ZM95 208H96V207H95ZM117 208H118V207H117ZM134 208H135V205H134ZM152 208H153V207H152ZM173 208H175V207H173ZM187 208H188V207H187ZM193 208H194V207H193ZM12 209H13V208H12ZM40 209H41V207H40ZM43 209H45V208H43ZM51 209H52V208H51ZM58 209H59V208H58ZM60 209H61V208H60ZM64 209H65V208H64ZM83 209H85V208H83ZM83 209H82V210H83ZM86 209H85V211H86ZM97 209H98V208H97ZM100 209H101V208H100ZM102 209L104 210V208H102ZM149 209H151V208H149ZM180 209H181V208H180ZM196 209H198V208H196ZM203 209H204V208H203ZM206 209H207V208H206ZM6 210H8V209H6ZM17 210H18V209H17ZM25 210H26V209H25ZM28 210H29V208H28ZM41 210H42V209H41ZM53 210H54V209H53ZM67 210H69V209H67ZM95 210H96V209H95ZM130 210H131V209H130ZM158 210H159V209H158ZM176 210H177V208H176ZM181 210H182V209H181ZM200 210H201V208H200ZM228 210H229V209H228ZM3 211H5V210H3ZM14 211H15V210H14ZM21 211H22V210H21ZM30 211H31V210H30ZM30 211H29V212H30ZM39 211H40V210H39ZM47 211H48V210H47ZM49 211H50V210H49ZM49 211H48V213H49ZM55 211H56V210H55ZM59 211H60V210H59ZM59 211H58V213H59ZM61 211H62V210H61ZM61 211H60V212H61ZM71 211H72V210H71ZM74 211H75V210H74ZM96 211H97V210H96ZM101 211H102V210H101ZM126 211H127V210H126ZM144 211H147V210H144ZM148 211H149V210H148ZM153 211H155V210H153ZM162 211H163V210H162ZM186 211H187V210H186ZM201 211H202V210H201ZM230 211H231V210H230ZM0 212H1V211H0ZM6 212H9V211H6ZM23 212H24V210H23ZM27 212H28V211H27ZM32 212H33V210H32ZM35 212H36V211H35ZM67 212H68V211H67ZM77 212H80V211H77ZM107 212H108V211H107ZM128 212H129V211H128ZM128 212H127V213H128ZM142 212H143V211H142ZM168 212H170V211H168ZM181 212H182V211H181ZM181 212H180V213H181ZM187 212H188V211H187ZM208 212H209V211H208ZM235 212H236V211H235ZM39 213H40V212H39ZM39 213H38V214H39ZM44 213H45V212H44ZM48 213H46V214H48ZM56 213H57V212H56ZM58 213H57V214H58ZM62 213H63V212H62ZM64 213H65V212H64ZM70 213H71V212H70ZM81 213H82V212H81ZM81 213H80V214H81ZM97 213H98V212H97ZM99 213H100V212H99ZM170 213H171V212H170ZM172 213H173V212H172ZM172 213H171V214H172ZM190 213H191V212H190ZM193 213H194V212H193ZM198 213H199V211H198ZM201 213H202V212H201ZM204 213H205V212H204ZM6 214H7V213H6ZM6 214L3 213V215H6ZM21 214H22V213H21ZM25 214H26V213H25ZM28 214H30V213H28ZM34 214H35V213H34ZM36 214H37V213H36ZM36 214H35V215H36ZM57 214H56V215H57ZM75 214H76V213H75ZM78 214H79V213H78ZM84 214H85V213H84ZM94 214H96V213L94 212ZM111 214H112V213H111ZM158 214H159V213H158ZM195 214H196V212H195ZM195 214H194V215H195ZM221 214H222V213H221ZM0 215H1V214H0ZM3 215H2V216H3ZM15 215H16V212H15ZM22 215H23V214H22ZM39 215H42V214H39ZM51 215H52V214H51ZM53 215H54V217H55V214H53ZM72 215H74V214H72ZM86 215H87V214H86ZM86 215H85V216H86ZM89 215H90V214H89ZM91 215H92V214H91ZM91 215H90V216H91ZM96 215H97V214H96ZM103 215H104V214H103ZM125 215H126V214H125ZM177 215H178V214H177ZM180 215H181V214H180ZM190 215L193 216V214H190ZM190 215H188V216H190ZM200 215H201V214H200ZM203 215H204V214H203ZM236 215H237V214H236ZM6 216L9 217L8 215H6ZM11 216H12V215H11ZM20 216H21V215H20ZM23 216H24V215H23ZM27 216H28V215H27ZM43 216H45V214H44ZM49 216H50V215H49ZM49 216H48V217H49ZM58 216H59V215H58ZM58 216H57V217H58ZM62 216H63V215H62ZM67 216H68V214H67ZM81 216H83V215H81ZM85 216H84V217H85ZM98 216H99V215H98ZM110 216H111V215H110ZM150 216H151V215H150ZM182 216H183V215H182ZM195 216L198 217L197 215H195ZM195 216H193V217L190 216V219H191V218L194 219ZM201 216H202V215H201ZM210 216H211V215H210ZM234 216H235V214H227V215L225 214V215H221V217L223 218V221H222V222L220 221V222L224 224L223 227H225L224 229H226L225 231H223L224 234H225V232H226V235H228L229 238H234V239H240V240H241V239H243L244 237L247 236V233H246L247 230H246V231H245V230H242V229H241L242 227H241V228H238V223H239V225H240L241 220L239 221L238 218L236 219ZM4 217H5V216H4ZM12 217H13V216H12ZM29 217H30V216H29ZM29 217H27V218H29ZM68 217H70V216H68ZM77 217H78V216H77ZM88 217H89V216H88ZM96 217H97V216H96ZM100 217H101V216H100ZM102 217H103V216H102ZM179 217H180V216H179ZM202 217H203V216H202ZM236 217H238V216H236ZM5 218H6V217H5ZM14 218H15V217H14ZM14 218H13V219H14ZM33 218H34V217H33ZM40 218H41V217H40ZM46 218H47V217H46ZM46 218L44 217L43 219H46ZM74 218H75V215H74ZM86 218H87V217H86ZM98 218H99V217H98ZM98 218H97V219H98ZM104 218H105V217H104ZM113 218H114V217H113ZM157 218H158V217H157ZM187 218H188V217H187ZM199 218H200V217H199ZM199 218H198V219H199ZM1 219H2V218H1ZM7 219H8V218H7ZM21 219H22V218H21ZM24 219H25V218H24ZM31 219H32V218H31ZM31 219L29 218V220H31ZM36 219H37V218H36ZM36 219H35V220H36ZM43 219H42V220H43ZM69 219H72V218L70 217ZM76 219H77V218H76ZM92 219H93V218H92ZM92 219H91V220H92ZM94 219H95V218H94ZM99 219H100V218H99ZM133 219H134V218H133ZM168 219H169V218H168ZM168 219H167V220H168ZM175 219H176V216H175ZM183 219H184V217H183ZM183 219H182V220H183ZM185 219H186V218H185ZM188 219H189V218H188ZM193 219H192V220H193ZM195 219H196V218H195ZM195 219H194V220H195ZM198 219H197V221H198ZM240 219H241V218H240ZM27 220H28V219H27ZM27 220H26V221H27ZM48 220H49V218H48ZM78 220H79V218H78ZM89 220H90V219H89ZM112 220H113V219H112ZM143 220H144V219H143ZM163 220H164V219H163ZM169 220H170V219H169ZM172 220H173V219H172ZM172 220H171V221H172ZM182 220H180V222H181ZM192 220H191V221H192ZM208 220H209V218H208ZM7 221H10V220H6V222H7ZM17 221H18V220H17ZM23 221H24V220H23ZM45 221H46V220H45ZM53 221H54V220H53ZM56 221H57V220H56ZM60 221H61V223H62V221H64V220H60ZM60 221H58V222H60ZM69 221H70V220H69ZM74 221H75V220H74ZM83 221H84V220H83ZM100 221H101V220H100ZM159 221H160V220H159ZM161 221H162V220H161ZM183 221H184V220H183ZM187 221H188V220H187ZM197 221H196L195 224H197V223L199 222V221H198V222H197ZM217 221H219V220H217ZM3 222H4V221H3ZM40 222H41V221H40ZM40 222H39V223H40ZM42 222H43V221H42ZM66 222H67V221H66ZM72 222H73V221H72ZM79 222H81V221H79ZM89 222H90V221H89ZM92 222H93V221H92ZM101 222H102V221H101ZM107 222H108V221H107ZM107 222H106V223H107ZM146 222H147V221H146ZM156 222H157V221H156ZM156 222H155V223H156ZM220 222H219L218 224H220ZM246 222H247V221H246ZM17 223H18V222H17ZM20 223H21V222H20ZM24 223H25V222H24ZM24 223H23V224H24ZM31 223H33V222H31ZM37 223H38V222H37ZM83 223H84V222H83ZM83 223H82V224H83ZM85 223H86V222H85ZM90 223H91V222H90ZM102 223H103V222H102ZM102 223H101V224H102ZM116 223H117V222H116ZM153 223H154V222H153ZM168 223H169V222H168ZM176 223H177V222H176ZM192 223H193V222H192ZM205 223H206V222H205ZM243 223H245V222H243ZM248 223H249V222H248ZM248 223H247V226H249ZM4 224H5V222H4ZM25 224H26V223H25ZM41 224H42V223H41ZM47 224H50V222L47 223ZM67 224H68V223H67ZM92 224H93V223H92ZM97 224H99V223H97ZM150 224H151V223H150ZM166 224H167V223H166ZM174 224H175V223H174ZM174 224H173V225H174ZM186 224H187V223H186ZM200 224H201V223H200ZM216 224H217V223H216ZM228 224H231V225H229V226H231V229H230V227L228 226ZM251 224H252V223H251ZM251 224H250V225H251ZM255 224H256V223H255ZM6 225H7V224H6ZM6 225H4V226H6ZM9 225H10V224H9ZM30 225H31V224H30ZM59 225H63V224H59ZM72 225H73V224H72ZM78 225H79V224H78ZM80 225H81V224H80ZM83 225H84V224H83ZM88 225H89V223H88ZM95 225H96V224H95ZM106 225H108V224H106ZM110 225H111V224H110ZM110 225H109V226H110ZM113 225H114V224H113ZM113 225H112V226H113ZM158 225H159V223H158ZM158 225H157V226H158ZM183 225H184V224H183ZM189 225H190V223H189ZM192 225H194V224H192ZM204 225H205V224H204ZM242 225H243V224H242ZM261 225H262V224H261ZM261 225L259 224V226H261ZM0 226H1V225H0ZM15 226H17V225H15ZM20 226H21V225H20ZM26 226H27V225H26ZM26 226H25V228H26ZM46 226H47V225H46ZM48 226H50V225H48ZM53 226H54V225H53ZM53 226H52V227H53ZM57 226H58V224H57ZM64 226H65V225H64ZM64 226H63V227H64ZM70 226H71V225H70ZM99 226H100V224H99ZM109 226H108V227H109ZM116 226H117V225H116ZM122 226H123V225H122ZM149 226H150V225H149ZM177 226H178V225H177ZM199 226H200V225H199ZM219 226H220V225H219ZM240 226H241V225H240ZM244 226H246V223L244 224ZM253 226H254V225L250 226V227H251V228H250L251 230H254V229H253ZM257 226H258V225H257ZM10 227H11V226H10ZM35 227H37V226H35ZM61 227H62V226H61ZM61 227H60V228H61ZM67 227H69V225H68ZM94 227L96 228V226H94ZM101 227H102V225H101ZM101 227H100V228H101ZM110 227H111V226H110ZM158 227H159V226H158ZM186 227H187V226H186ZM196 227H197V226H196ZM8 228H9V227H8ZM18 228H19V227H18ZM40 228H41V227H40ZM44 228H45V227H44ZM47 228H48V227H46V229H47ZM55 228H56V227H55ZM57 228H58V227H57ZM72 228H73V227H72ZM80 228H81V227H80ZM80 228H79V229H80ZM82 228H83V227H82ZM85 228H86V226H85ZM88 228H89V227H88ZM88 228H87V229H88ZM122 228H123V227H122ZM181 228H183V227H181ZM254 228H255V226H254ZM256 228H257V227H256ZM260 228H262V227H260ZM19 229H20V228H19ZM23 229H24V228H23ZM48 229H49V228H48ZM53 229H54V228H53ZM61 229H62V228H61ZM61 229H60V231H59V233H60L61 235H60L59 233H58V234H59L60 236H63V233H64V235H65L66 233H65V232L61 233V232H62ZM63 229H64V228H63ZM63 229H62V230H63ZM79 229L77 228L78 231H80ZM83 229H84V228H83ZM103 229H104V227H103ZM113 229H114V227H113ZM113 229H112V231H113ZM160 229H161V228H160ZM185 229H186V228H185ZM191 229H192V228H191ZM197 229H198V228H197ZM248 229H249V228H248ZM250 229H249V230H250ZM263 229H264V228H263ZM8 230H9V229H8ZM15 230H16V229H15ZM28 230H29V229H28ZM35 230H36V229H35ZM43 230H44V229H43ZM49 230H50V229H49ZM49 230H48V231H49ZM71 230H72V229H71ZM75 230H76V229H75ZM94 230H95V229H94ZM158 230H159V228H158ZM182 230H183V229H182ZM249 230H248V231H249ZM251 230H250V231H251ZM258 230H259V229H258ZM10 231H11V229H10ZM12 231H13V230H12ZM31 231H32V230H31ZM56 231H57V230H56ZM63 231H64V230H63ZM65 231H66V230H65ZM69 231H70V230H69ZM82 231H83V230H82ZM91 231H93V230H91ZM98 231H99V230H98ZM104 231H105V230H104ZM183 231H184V230H183ZM187 231H188V230H187ZM187 231H186V232H187ZM200 231L202 232V230H200ZM203 231H204V230H203ZM250 231H249V232H250ZM255 231H256V230H254V234L256 233ZM263 231H264V230H263ZM263 231H262V232H263ZM13 232H14V231H13ZM27 232H28V231H27ZM39 232H40V231H39ZM54 232H55V231H54ZM85 232H86V231H85ZM85 232H84V233H85ZM101 232H102V231H101ZM114 232H115V231H113V233H114ZM186 232H185V233H186ZM196 232H197V231H196ZM223 232H221V233H223ZM259 232H260V231H259ZM1 233H3V232H1ZM1 233H0V234H1ZM4 233H5V231H4ZM16 233H17V232H16ZM25 233H26V232H25ZM25 233L23 232V234H25ZM49 233L52 234L53 232H52V233H51V232L45 233V234H47V235H46L47 238L51 240V244L49 243L50 240H49V242H48V243L50 244V247H51V246H53V245H52L53 240H54V241H55V239L57 240V238H58L59 236H58L57 232H56L57 235H56V234H52V235H50ZM84 233H83V235H84ZM87 233H89V232H87ZM87 233H86V234H87ZM91 233H92V232H91ZM140 233H141V232H140ZM191 233H192L191 235L194 236V233H193L192 231H191ZM197 233H198V232H197ZM202 233H203V232H202ZM202 233H201V234H202ZM214 233H215V232H214ZM252 233H253V232H252ZM12 234H13V233H12ZM12 234H11V235H12ZM36 234H37V233H36ZM39 234H40V233H39ZM43 234H44V231H43ZM48 234H49V235H48ZM97 234H98V233H97ZM99 234H100V233H99ZM129 234H130V233H129ZM182 234L185 235L184 233H182ZM186 234H188V235H186L185 239L187 238V236H190L189 233H186ZM206 234H207V233H206ZM258 234H259V233H258ZM5 235H7V234H5ZM8 235H9V234H8ZM18 235H19V234H18ZM26 235H27V234H26ZM73 235H74V234H73ZM81 235H82V234H81ZM94 235H95V234H94ZM117 235H118V234H117ZM255 235H256V234H255ZM262 235H263V240H262V241H260L261 239L258 240V243H257V239H256V238H255V239H256V243L253 242V241H254V240H253L254 238H253V239L250 238L251 241H252V240H253V241H252V243L250 242V245H249V246L251 247V249L254 250L253 252L258 253L259 255H261V257L263 256V258H264V233H262ZM3 236H4V235H3ZM21 236H22V235H20V238H21ZM66 236H67V235H66ZM68 236H70V234H68ZM68 236H67V237H68ZM87 236H88V235H87ZM91 236H92V235H91ZM91 236H90V238H91ZM95 236H96V235H95ZM98 236H99V235H98ZM133 236H134V235H133ZM200 236H201V235H200ZM222 236H223V235H222ZM8 237L11 238L10 236H8ZM22 237H23V236H22ZM28 237H29V236H28ZM44 237H45V236H44ZM71 237H72V236L68 237V240H69V238L71 239ZM73 237H74V236H73ZM92 237H93V236H92ZM114 237H115V236H114ZM120 237H121V236H120ZM182 237H183V239H184V236H182ZM190 237H191V236H190ZM190 237H189V238H190ZM194 237H195V236H194ZM203 237H204V236H203ZM205 237H206V236H205ZM210 237H211V236H210ZM242 237H243V238H242ZM257 237H258V236H257ZM259 237H260V235H259ZM18 238H19V237H18ZM23 238H24V237H23ZM47 238H46V239H47ZM61 238H62V237H61ZM77 238H78V237H77ZM85 238H86V237H85ZM94 238H95V237H94ZM96 238H97V237H96ZM98 238H99V237H98ZM105 238H107V237H105ZM131 238H132V237H131ZM134 238H135V237H134ZM227 238H228V237H227ZM260 238H262V237H260ZM15 239H16V238H15ZM58 239H59V238H58ZM63 239H64V236H63ZM66 239H67V238H66ZM101 239H102V238H101ZM117 239H118V237H117ZM136 239H137V238H136ZM139 239H140V238H139ZM139 239H138V240H139ZM192 239H193V238H192ZM192 239H191V240H192ZM195 239H196V238H195ZM198 239H199V238H198ZM200 239H201V238H200ZM202 239L204 240L205 238H202ZM234 239H233V240H234ZM246 239H247V238H246ZM11 240H12V239H10V241H11ZM36 240H37V239H36ZM64 240H65V239H64ZM75 240H76V239H75ZM77 240H78V239H77ZM79 240H80V239H79ZM86 240H87V239H86ZM91 240H92V239H91ZM91 240H90L89 242H91ZM106 240H107V239H106ZM113 240H115V239H113ZM128 240H129V239H128ZM134 240H135V239H134ZM187 240H189V239H187ZM203 240H202V242H203ZM207 240H208V239H207ZM215 240H216V239H215ZM16 241H17V240H16ZM20 241H21V240H20ZM20 241H19V242H20ZM24 241H25V240H24ZM26 241H27V240H26ZM28 241H29V240H28ZM62 241H63V240H62ZM73 241H74V240H73ZM87 241H88V240H87ZM87 241H86V242H87ZM100 241H101V240H100ZM104 241H105V240H104ZM118 241H119V240H118ZM130 241H131V240H130ZM140 241H141V240H140ZM199 241H200V240H199ZM209 241H211V240H209ZM231 241H232V240H231ZM234 241H236V240H234ZM243 241H244V240H243ZM17 242H18V241H17ZM65 242H66V240H65ZM65 242L63 241V243H65ZM76 242H77V241H76ZM106 242H107V241H106ZM106 242H104V244H105ZM125 242H126V241H125ZM138 242H139V241H138ZM184 242H185V240H184ZM211 242H212V241H211ZM239 242H240V241H239ZM241 242H242V241H241ZM59 243H60V242H59ZM69 243H70V242H69ZM80 243H81V242H80ZM94 243H95V242H94ZM97 243H98V242H97ZM110 243H112V241H111ZM110 243H109V244H110ZM115 243H116V242H115ZM115 243H114V244H115ZM206 243H207V241H206ZM206 243H205V245H204V244H203V245L206 246ZM208 243H209V242H208ZM215 243H216V242H215ZM14 244H15V243H14ZM22 244H23V242H22ZM30 244H31V243H30ZM46 244H47V243H46ZM49 244H48V246H49ZM55 244H56V243H55ZM66 244H67L66 247L69 246V245H68V242H67ZM72 244H74V242H72ZM72 244H71V246H72ZM90 244H91V243H90ZM104 244H102V245H104ZM130 244H131V243H130ZM189 244H190V243H189ZM189 244H188V245H189ZM193 244H194V243H193ZM193 244H192V245H193ZM195 244H196V243H195ZM200 244H201V242H200ZM219 244H220V243H219ZM219 244H218V245H219ZM224 244H225V243H224ZM232 244H233V242H232ZM235 244H236V243H235ZM2 245H3V243H2ZM19 245H20V244H19ZM23 245H24V244H23ZM27 245H28V244H27ZM59 245H60V244H59ZM78 245H79V244H78ZM88 245H89V244H88ZM91 245H93V244H91ZM99 245H100V243H99ZM99 245H98V246H99ZM106 245H107V244H106ZM115 245H116V244H115ZM120 245H121V244H120ZM123 245H125V244H123ZM150 245H152V244H150ZM184 245H185V244H183V246H184ZM186 245H187V243H186ZM196 245H197V244H196ZM218 245H216V246H218ZM233 245H234V244H233ZM12 246H13V245H12ZM12 246H11V248H12ZM29 246H30V245H29ZM29 246H28V247H29ZM64 246H65V245H64ZM73 246H74V245H73ZM137 246H138V245H137ZM142 246H143V245H142ZM197 246H198V245H197ZM199 246H200V245H199ZM221 246H222V245H221ZM246 246H247V245H246ZM4 247H5V246H4ZM7 247H8V246H7ZM9 247H10V246H9ZM18 247H19V246H18ZM23 247H24V246H23ZM25 247H26V245H25ZM37 247H38V246H37ZM56 247H57V245H56ZM74 247H75V246H74ZM79 247H80V246H79ZM112 247H113V246H112ZM114 247H116V246H114ZM125 247H126V246H125ZM130 247H131V246H130ZM135 247H136V246H135ZM139 247H140V246H139ZM139 247H138V248H139ZM146 247H147V246H146ZM190 247H191V244H190ZM194 247H195V246H194ZM194 247H193V248H194ZM201 247H202V245H201ZM218 247H219V246H218ZM237 247H238V246H237ZM247 247H248V246H247ZM250 247H249V249H250ZM34 248H35V246H34ZM53 248H54V247H53ZM68 248H69V247H68ZM68 248H67V249H68ZM75 248H76V247H75ZM81 248H82V247H81ZM144 248H145V247H144ZM144 248H142V249H144ZM187 248H188V247H187ZM191 248H192V247H191ZM197 248H198V247H197ZM220 248H221V247H220ZM222 248H223V247H222ZM224 248H225V247H224ZM227 248H228V247H227ZM13 249H14V248H13ZM13 249H12V250H13ZM15 249L18 250L17 248H15ZM20 249H21V247H19V250H20ZM31 249H33V248H31ZM51 249H52V248H51ZM62 249H64L63 246H62ZM69 249H70V248H69ZM72 249H73V248H72ZM132 249H133V248H132ZM198 249H199V248H198ZM204 249H205V248H204ZM8 250H10V249H8ZM12 250H10V251H11L12 254H14V253L12 252ZM16 250H14V252H15ZM27 250H29V249H27ZM27 250H26V251H27ZM38 250H39V249H38ZM78 250H79V249H78ZM122 250H124V249H122ZM127 250H128V249H127ZM136 250H137V249H136ZM182 250H183V249H182ZM196 250H197V249H196ZM202 250H203V249H202ZM237 250H239V249H237ZM240 250H241V249H240ZM1 251H2V250H1ZM31 251H32V250H31ZM34 251H35V249H34ZM59 251H60V249H59ZM63 251H65V250H63ZM70 251L72 252V250H70ZM74 251H75V250H74ZM81 251H82V250H81ZM142 251H143V250H142ZM142 251H141V252H142ZM147 251H148V250H147ZM178 251H179V250H178ZM187 251H188V250H187ZM191 251H192V250H191ZM193 251H194V249H193ZM204 251H205V250H204ZM235 251H236V250H235ZM5 252L8 253L7 251H5ZM23 252H24V251H23ZM23 252H21V253H23ZM51 252H52V251H51ZM60 252H61V251H60ZM116 252H117V251H116ZM119 252H120V251H119ZM124 252H125V251H124ZM132 252H133V251H132ZM134 252H135V251H134ZM143 252H144V251H143ZM194 252H195V251H194ZM194 252H193V253H194ZM227 252H228V251H227ZM229 252H230V251H229ZM237 252L239 253V251H237ZM242 252H243V251H242ZM39 253H40V252H39ZM57 253H58V252H57ZM69 253H70V252H69ZM74 253H77V252H74ZM83 253H85V252H83ZM94 253H95V252H94ZM121 253H122V252H121ZM180 253H181V252H180ZM201 253H202V252H201ZM232 253H233V252H232ZM64 254H65V253H64ZM126 254H127V251H126ZM126 254H125V255H126ZM128 254H129V252H128ZM131 254H133V253H131ZM135 254H136V253H135ZM176 254H177V253H176ZM184 254H185V253H184ZM243 254H244V253H243ZM246 254H247V252H246ZM258 254H256V255H258ZM17 255H18V254H17ZM19 255H21V254H19ZM23 255H24V254H23ZM30 255H31V254H30ZM39 255H40V254H39ZM42 255H43V254H42ZM52 255H53V254H52ZM56 255H57V254H56ZM75 255L78 256V254H74V255H73V258H71L72 255L69 257V258H71V259H69V260H71V261H69V260H68V261H65L66 259H65V260H61V259H59V260L57 261L56 264H80V263H81L80 261H82V260L77 261V260H79V258L77 257V260H76ZM87 255H88V254H87ZM163 255H164V254H163ZM165 255H166V254H165ZM186 255H187V254H186ZM196 255H200V253H198V254H196ZM203 255H204V254H202V256H203ZM227 255H228V254H227ZM247 255H248V254H247ZM4 256H7V254L4 255ZM32 256H33V255H32ZM36 256H37V255H36ZM36 256H35V257H36ZM67 256H68V254H67ZM67 256H66V257H67ZM82 256H83V255H82ZM127 256H128V255H127ZM129 256H130V255H129ZM147 256H148V255H147ZM166 256H167V255H166ZM187 256H188V255H187ZM204 256H205V255H204ZM209 256H211V255H208V257H209ZM241 256H242V255H241ZM10 257H11V256H10ZM13 257H16V256H13ZM33 257H34V256H33ZM41 257H42V256H41ZM43 257H44V256H43ZM60 257H61V256H60ZM63 257H64V256H63ZM79 257H80V256H79ZM88 257H89V256H88ZM91 257H92V256H91ZM136 257L140 258V256H138V255H137ZM178 257H179V256H178ZM193 257H194V255H193ZM200 257H201V256H200ZM227 257H229V256H227ZM246 257H247V256H246ZM259 257H260V256H259ZM2 258H3V257H2ZM2 258H1V259H2ZM21 258H22V255H21ZM29 258H30V257H29ZM36 258H37V257H36ZM54 258H55V257H54ZM61 258H62V257H61ZM81 258H82V257H80V259H81ZM96 258H98V257H96ZM99 258H100V257H99ZM110 258H111V257H110ZM124 258H125V257H124ZM128 258H129V257H128ZM131 258H133V256H132ZM138 258H137V259H138ZM164 258H165V256H164ZM164 258H163V259H164ZM169 258H170V257H169ZM171 258H172V257H171ZM171 258H170V259H171ZM185 258H186V257H185ZM205 258H207V256H206ZM234 258H235V257H234ZM4 259H5V258H4ZM13 259H14V258H13ZM15 259H16V258H15ZM30 259H32V257H31ZM30 259H29V261H30ZM33 259H34V258H33ZM33 259H32V260H33ZM48 259H49V258H48ZM57 259H58V258H57ZM85 259H86V258H85ZM125 259H127V257H126ZM134 259H135V258H134ZM134 259H132V260H134ZM137 259H135V261H136ZM165 259H166V258H165ZM167 259H168V258H167ZM167 259H166V260H167ZM189 259H190V258H189ZM189 259H188V260H189ZM201 259H202V258H201ZM256 259H257V258H256ZM19 260H20V262H22L21 259H19ZM19 260H18V264L20 263ZM22 260H23V259H22ZM32 260H31V263L33 262ZM34 260H35V259H34ZM42 260H43V259H42ZM42 260L40 259V262H41ZM87 260H88V259H87ZM94 260H95V259H94ZM94 260H93V261H94ZM191 260H192V257H191ZM195 260H197V259L195 258ZM195 260H194V261H195ZM198 260H199V259H198ZM198 260H197V261H198ZM207 260H208V259H207ZM211 260H212V259H211ZM213 260H214V259H213ZM213 260H212V262H213ZM250 260H251V259H250ZM253 260H254V259H253ZM259 260H260V258H259ZM11 261H12V260H11ZM36 261H37V260H36ZM48 261H50V260H48ZM48 261H47V262H48ZM52 261H53V260H52ZM137 261H138V260H137ZM172 261H173V260H172ZM178 261H179V260H178ZM178 261H177V262H178ZM194 261H193V262H194ZM202 261H203V260H202ZM247 261H248V258H247ZM15 262H17V261H15ZM40 262H39V263H40ZM55 262H56V261H55ZM55 262H54V264H55ZM189 262H190V261H188V263H189ZM207 262H209V261H207ZM207 262H206V263H207ZM216 262H217V261H216ZM220 262H221V261H220ZM220 262H218V263H220ZM224 262H225V261H223V263H224ZM248 262L250 263V261H248ZM254 262H256V260H255ZM22 263H23V262H22ZM22 263H20V264H22ZM24 263H25V262H24ZM24 263H23V264H24ZM39 263H38V264H39ZM45 263H46V261H42L40 264H45ZM84 263H85V262H84ZM87 263H88V261H87ZM93 263H94V262H93ZM98 263H99V262H98ZM131 263H132V262H131ZM165 263H166V262H165ZM179 263H180V262H179ZM179 263H177V264H179ZM184 263H187V261H186V262L184 261ZM225 263H226V262H225ZM257 263H258V262H257ZM16 264H17V263H16ZM32 264H33V263H32ZM34 264H35V261H34ZM122 264H123V263H122ZM167 264H168V263H167ZM181 264H182V263H181ZM190 264H191V263H190ZM212 264H215V263H212ZM216 264H217V263H216ZM255 264H256V263H255Z\"/></svg>",
  "mask_w": 264,
  "mask_h": 264
}]
</instances>
